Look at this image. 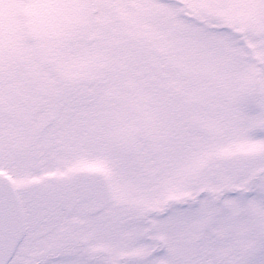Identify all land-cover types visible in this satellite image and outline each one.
I'll list each match as a JSON object with an SVG mask.
<instances>
[{
  "label": "snow or ice",
  "instance_id": "1",
  "mask_svg": "<svg viewBox=\"0 0 264 264\" xmlns=\"http://www.w3.org/2000/svg\"><path fill=\"white\" fill-rule=\"evenodd\" d=\"M0 264H264V0H0Z\"/></svg>",
  "mask_w": 264,
  "mask_h": 264
}]
</instances>
